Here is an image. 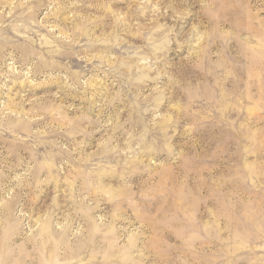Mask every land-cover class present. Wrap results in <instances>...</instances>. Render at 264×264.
Listing matches in <instances>:
<instances>
[{
	"label": "rangeland",
	"instance_id": "374dc122",
	"mask_svg": "<svg viewBox=\"0 0 264 264\" xmlns=\"http://www.w3.org/2000/svg\"><path fill=\"white\" fill-rule=\"evenodd\" d=\"M0 264H264V0H0Z\"/></svg>",
	"mask_w": 264,
	"mask_h": 264
}]
</instances>
